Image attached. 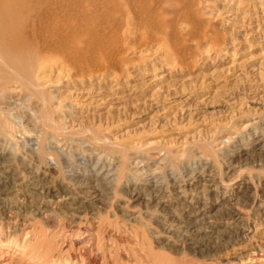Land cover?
Wrapping results in <instances>:
<instances>
[{
	"label": "rangeland",
	"instance_id": "obj_1",
	"mask_svg": "<svg viewBox=\"0 0 264 264\" xmlns=\"http://www.w3.org/2000/svg\"><path fill=\"white\" fill-rule=\"evenodd\" d=\"M204 1L211 35L185 50L133 44L114 76L46 74L41 90L75 109L65 130H98L126 167L105 155L96 165L85 145L47 169V151L0 137V264H264V1ZM172 162L190 166L168 177ZM95 167L118 170L105 191L83 176Z\"/></svg>",
	"mask_w": 264,
	"mask_h": 264
},
{
	"label": "bare ground",
	"instance_id": "obj_2",
	"mask_svg": "<svg viewBox=\"0 0 264 264\" xmlns=\"http://www.w3.org/2000/svg\"><path fill=\"white\" fill-rule=\"evenodd\" d=\"M239 3L244 5L246 0ZM204 4V0H0V137L16 146L19 142L23 146H36L40 159L47 151L48 156H44L49 159L48 164L45 162L47 169L63 171L72 161L71 149L86 145L96 157V165L99 166L105 156L114 157L122 162V169L125 170V151L107 144L101 132L93 127L85 128L76 135L65 130L64 122L75 109L60 100L56 92L41 90L46 85L45 76L48 72L56 73L60 81L79 82L97 79L103 73L114 76L122 66L127 65L125 55L133 44L143 47L158 43L171 53L185 50L186 41L191 36L206 38L210 33L211 22L205 15ZM25 118L32 123L29 130L24 126ZM201 159L193 162L194 165L197 166ZM93 161L91 159L89 163ZM206 164L211 166L212 163L207 160ZM171 165L168 177L173 178L181 177L185 167L190 166L187 162L179 166L172 162ZM96 169L83 173V176L92 177L97 180L96 183L102 181L99 189L105 191L109 181H116L118 170ZM137 169L134 167V174L139 173ZM154 173L157 174V171ZM154 173L152 175L155 176ZM85 179L84 182H88ZM103 181H107L106 184ZM44 213L45 220L53 222L56 216H52L49 210ZM234 218L236 214L227 213L222 220ZM71 221L69 224L73 223ZM184 222L186 224L187 221ZM186 225L190 235L197 234L198 231L192 232L193 226ZM79 231H85L81 224ZM189 238V245L196 240L194 236ZM33 252L30 248L27 254L35 260ZM88 264H95V261Z\"/></svg>",
	"mask_w": 264,
	"mask_h": 264
}]
</instances>
